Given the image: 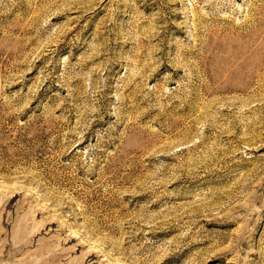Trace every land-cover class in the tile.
<instances>
[{
  "label": "rangeland",
  "instance_id": "obj_1",
  "mask_svg": "<svg viewBox=\"0 0 264 264\" xmlns=\"http://www.w3.org/2000/svg\"><path fill=\"white\" fill-rule=\"evenodd\" d=\"M0 264H264V0H0Z\"/></svg>",
  "mask_w": 264,
  "mask_h": 264
}]
</instances>
